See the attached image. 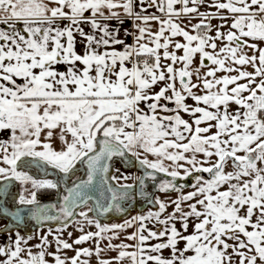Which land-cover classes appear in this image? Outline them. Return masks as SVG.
Here are the masks:
<instances>
[{
	"label": "snow or ice",
	"instance_id": "1",
	"mask_svg": "<svg viewBox=\"0 0 264 264\" xmlns=\"http://www.w3.org/2000/svg\"><path fill=\"white\" fill-rule=\"evenodd\" d=\"M0 221V264H264V0H0Z\"/></svg>",
	"mask_w": 264,
	"mask_h": 264
},
{
	"label": "rangeland",
	"instance_id": "2",
	"mask_svg": "<svg viewBox=\"0 0 264 264\" xmlns=\"http://www.w3.org/2000/svg\"><path fill=\"white\" fill-rule=\"evenodd\" d=\"M48 178H54L53 175H50ZM39 198V197H38ZM40 199V198H39ZM41 204H47V203H55L56 202V199H51V200H40ZM3 222V221H2ZM47 223V222H46ZM35 224L34 221H31V220H28L27 221V227H24L22 226L20 231H21V234L24 235L26 232L28 234H31V231L32 230V226ZM49 226L51 227H55V223H50ZM46 231V229H45ZM69 231H73V229L70 227L69 228ZM74 237L75 236H78L79 235V232L78 231H74ZM67 235V233H65V236ZM36 241L34 240L32 243H35ZM73 253L69 252V255H72Z\"/></svg>",
	"mask_w": 264,
	"mask_h": 264
},
{
	"label": "crops",
	"instance_id": "3",
	"mask_svg": "<svg viewBox=\"0 0 264 264\" xmlns=\"http://www.w3.org/2000/svg\"><path fill=\"white\" fill-rule=\"evenodd\" d=\"M129 25H125V27H128ZM121 35H123L122 33H121ZM127 42L128 43H131L132 42V37H128V39H127ZM189 103H191V101H189ZM3 222L2 221H0V224H2ZM178 227H179V225H177ZM191 230V229H190ZM3 239H5L4 237H0V242H3ZM165 254H167V253H165Z\"/></svg>",
	"mask_w": 264,
	"mask_h": 264
},
{
	"label": "trees",
	"instance_id": "4",
	"mask_svg": "<svg viewBox=\"0 0 264 264\" xmlns=\"http://www.w3.org/2000/svg\"><path fill=\"white\" fill-rule=\"evenodd\" d=\"M39 198L40 200H51V199H54L55 197L53 195V196H40Z\"/></svg>",
	"mask_w": 264,
	"mask_h": 264
},
{
	"label": "water",
	"instance_id": "5",
	"mask_svg": "<svg viewBox=\"0 0 264 264\" xmlns=\"http://www.w3.org/2000/svg\"><path fill=\"white\" fill-rule=\"evenodd\" d=\"M54 212V210H52Z\"/></svg>",
	"mask_w": 264,
	"mask_h": 264
}]
</instances>
